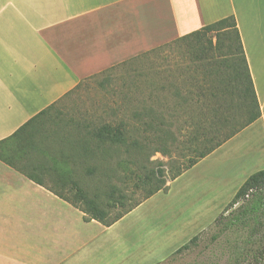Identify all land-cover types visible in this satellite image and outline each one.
Returning a JSON list of instances; mask_svg holds the SVG:
<instances>
[{
    "label": "crops",
    "instance_id": "1",
    "mask_svg": "<svg viewBox=\"0 0 264 264\" xmlns=\"http://www.w3.org/2000/svg\"><path fill=\"white\" fill-rule=\"evenodd\" d=\"M232 16L262 117L226 145L257 127L264 137V0H0V143L87 79ZM14 149L13 142L5 145ZM74 163L19 162L36 167L42 187L0 161V264H140L134 252L115 263L103 258L108 233L119 223L85 222L56 195L67 194L74 175L59 178L38 168L71 169ZM149 246L142 241L134 249ZM152 257L146 251L144 264L164 261Z\"/></svg>",
    "mask_w": 264,
    "mask_h": 264
},
{
    "label": "trees",
    "instance_id": "2",
    "mask_svg": "<svg viewBox=\"0 0 264 264\" xmlns=\"http://www.w3.org/2000/svg\"><path fill=\"white\" fill-rule=\"evenodd\" d=\"M173 48L180 51L185 62L177 66L181 68L174 72L173 80L168 77L164 80V76L158 72L154 74L153 79H157L158 84L150 85L153 91L151 94L154 95L153 98L150 97L153 103L151 107L147 103L148 107L143 106L142 113L134 116L138 121V125L134 126L136 129L130 130V124L126 122L118 125L103 124L99 128L90 129L86 120H69L67 124H73L75 129L83 127L88 131L84 136L79 135L77 149L67 155L63 149L52 150L46 146V141L50 138L49 124L58 127L62 122L57 120L61 115L56 110L57 107L53 106L27 123L11 139L0 143V161L44 187L34 177V173L38 171L36 167L28 170L24 165H18L19 162L38 160L63 165L64 162L74 161L75 168H80L87 177L102 182L109 173L106 170L107 163L114 161L117 153L124 151L131 158L129 163L134 165L135 170L125 175L123 188L108 185L102 198L98 192L88 196L78 182H71L67 194L56 193L83 213L85 222L95 221L105 228L115 226L156 195L168 193V182H175L194 169L262 117L241 35L233 16L113 67L87 79L83 84L107 75L99 84L103 88L113 79L111 74L118 69L125 75L135 73V67L143 60L162 56L166 49ZM162 79L167 84H163ZM83 84L67 97L72 96ZM144 88L146 87L135 89L141 91ZM133 95L138 96L135 92ZM164 96L170 98L171 106L163 103L166 102ZM53 111H56L55 117L52 115ZM136 131L142 133L139 137L142 140L133 136ZM11 142L15 143V149L6 151L5 145ZM149 145L156 146L154 153L163 157L170 155L172 150L178 155L179 158L172 162L169 173L161 167L148 170L143 165ZM134 157L137 159H133ZM88 161L92 162L89 167ZM126 165V161L118 162L117 170L126 169ZM38 168L42 172H52L59 178L73 176L75 169ZM117 170L114 167L110 171L117 176ZM28 171L31 173H27ZM130 182L134 183L133 189L127 188ZM137 193H142V196L135 200ZM239 204L241 206L226 221L228 226H235L244 217L264 210V170L245 181L225 213ZM197 241L198 237H195L176 254L190 250Z\"/></svg>",
    "mask_w": 264,
    "mask_h": 264
},
{
    "label": "rangeland",
    "instance_id": "3",
    "mask_svg": "<svg viewBox=\"0 0 264 264\" xmlns=\"http://www.w3.org/2000/svg\"><path fill=\"white\" fill-rule=\"evenodd\" d=\"M164 52L162 56L143 60L135 67V73L125 75L118 69L111 74L113 79L103 88L99 84L107 75L83 84L57 106L56 110L61 115L57 120L62 122L58 127L49 124L50 138L46 146L69 153L77 149L79 135L84 136L88 130L83 127L74 129L73 124H67L69 120H86L90 129L103 124L118 125L120 122L129 123L130 130L136 129L134 126L138 125V121L134 116L142 113L143 106L151 107L153 103L150 85L158 84L157 79H153L154 74L158 72L164 76V80L165 77L173 80L174 72L181 68L177 66L185 62L176 48ZM164 80H161L162 83L167 84ZM137 87L146 88L140 91L135 89ZM134 92L138 96H134ZM163 98L166 100L163 103L171 106L170 98ZM141 135L137 131L133 134L138 138ZM149 146L143 165L148 170L161 167L169 173L178 155L172 150L170 155L163 157L154 153L156 146ZM115 157L114 161L107 163L109 173L102 182L87 177L80 168L74 169V179L88 196L98 192L104 198L108 185L124 187L125 175L134 171L135 167L129 163L131 158L124 151ZM123 161L128 162L127 168L117 170V163ZM91 165L92 162L88 161V167ZM114 167L117 176L110 171ZM262 170L264 137L257 127L206 158L187 172L173 188V182H168V193L156 195L136 209V213L134 211L128 215L125 222H119L118 227L108 233L109 241L103 258L115 263L119 256L128 254L130 257L134 252L132 260L140 259L139 263L144 264L147 251V256H153L148 258L149 261L154 255L155 259L163 258L164 261H157L156 264H264V210L244 217L235 226H228L226 221L242 203L225 213L234 197L233 191L236 192L244 180ZM133 184L130 182L127 188L133 189ZM141 196L142 193H137L134 199ZM195 237H198V241L190 250L176 254ZM117 240L125 246H121ZM142 241H149L150 246L143 251L135 250ZM125 252L127 254L124 255Z\"/></svg>",
    "mask_w": 264,
    "mask_h": 264
}]
</instances>
